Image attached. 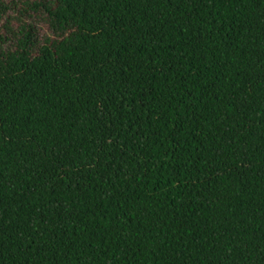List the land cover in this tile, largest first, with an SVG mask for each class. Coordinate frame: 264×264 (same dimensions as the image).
<instances>
[{
	"label": "trees",
	"instance_id": "obj_1",
	"mask_svg": "<svg viewBox=\"0 0 264 264\" xmlns=\"http://www.w3.org/2000/svg\"><path fill=\"white\" fill-rule=\"evenodd\" d=\"M0 264H264V0H0Z\"/></svg>",
	"mask_w": 264,
	"mask_h": 264
},
{
	"label": "rangeland",
	"instance_id": "obj_2",
	"mask_svg": "<svg viewBox=\"0 0 264 264\" xmlns=\"http://www.w3.org/2000/svg\"><path fill=\"white\" fill-rule=\"evenodd\" d=\"M6 1H7V0H6ZM36 24H37V26L39 27V29H40V33H41V34L44 35V34L49 33V31H48L46 25L44 24V22H43L42 20L37 19V20H36Z\"/></svg>",
	"mask_w": 264,
	"mask_h": 264
}]
</instances>
